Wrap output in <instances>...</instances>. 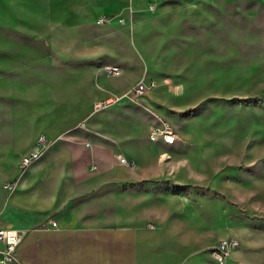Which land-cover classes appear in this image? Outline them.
<instances>
[{"label": "rangeland", "instance_id": "obj_1", "mask_svg": "<svg viewBox=\"0 0 264 264\" xmlns=\"http://www.w3.org/2000/svg\"><path fill=\"white\" fill-rule=\"evenodd\" d=\"M140 80L152 82L141 97L94 115L132 118L135 155L165 150L177 164L139 186L191 205L189 264H217L223 237L241 242L227 264H264V0H0V169L31 151L20 142L50 140L52 126L90 117L95 101ZM156 127L176 143L158 149Z\"/></svg>", "mask_w": 264, "mask_h": 264}, {"label": "crops", "instance_id": "obj_2", "mask_svg": "<svg viewBox=\"0 0 264 264\" xmlns=\"http://www.w3.org/2000/svg\"><path fill=\"white\" fill-rule=\"evenodd\" d=\"M106 120L101 114L93 127L52 126L40 157L25 169L21 152L7 155L9 168L0 169V226L28 231L18 251L26 264H189L197 246L191 205L170 191L139 186L168 179L177 164L163 159L165 150L147 160L135 155L132 118L122 125ZM36 144L33 137L15 149ZM120 154L131 164L120 163ZM92 164L98 168L91 170ZM10 182L12 189L5 186Z\"/></svg>", "mask_w": 264, "mask_h": 264}, {"label": "built area", "instance_id": "obj_3", "mask_svg": "<svg viewBox=\"0 0 264 264\" xmlns=\"http://www.w3.org/2000/svg\"><path fill=\"white\" fill-rule=\"evenodd\" d=\"M104 18L100 22H104ZM123 19L120 18V22ZM106 72L111 76H120L123 69L118 64H111L106 66ZM152 82L146 80H140L137 84L127 89L122 96H117L115 98H110L106 100H98L94 102V112L102 110L113 103H116L122 97L135 100L137 97H141L145 91L150 88ZM78 126L87 128L85 122L81 121ZM150 139L154 141H162L167 145H174L177 141L176 135L169 129L154 128L150 133ZM48 138L45 135H41L37 140L36 149L31 150L21 159V168L25 169L30 166L34 161H36L42 151L44 150ZM86 146H90L91 143L87 141ZM120 163L130 165L131 163L127 158L120 154L118 155ZM98 168L97 164H92L91 170H96ZM5 186L9 189L14 187L13 183H6ZM52 226H56V221H53ZM150 228H153V224H149ZM28 231L25 229L16 228L13 226H0V264H26L19 256V247L25 240ZM241 242L235 237H223L219 239L217 244L212 248V255L217 262V264H227L234 250L239 248Z\"/></svg>", "mask_w": 264, "mask_h": 264}]
</instances>
